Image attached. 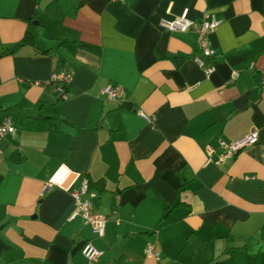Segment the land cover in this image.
<instances>
[{
  "label": "crops",
  "instance_id": "obj_1",
  "mask_svg": "<svg viewBox=\"0 0 264 264\" xmlns=\"http://www.w3.org/2000/svg\"><path fill=\"white\" fill-rule=\"evenodd\" d=\"M185 9L223 20L209 75L195 33L159 27ZM56 71L72 76L66 101ZM263 74L264 0H0V125L15 127L0 141V264H264ZM109 83L124 102L103 99ZM254 130L218 163V140ZM84 177L101 238L69 220Z\"/></svg>",
  "mask_w": 264,
  "mask_h": 264
},
{
  "label": "built area",
  "instance_id": "obj_2",
  "mask_svg": "<svg viewBox=\"0 0 264 264\" xmlns=\"http://www.w3.org/2000/svg\"><path fill=\"white\" fill-rule=\"evenodd\" d=\"M223 23V20L217 18L215 15L206 13L202 20L197 21L189 17V10L185 9L180 16L172 20H162L159 27L170 33H189L193 32L198 36L201 55L194 58L195 62L200 66L206 68V74L213 72L214 66L207 65V60L216 57L217 51L212 46L210 35ZM238 73L234 72V77ZM72 76L65 72H53L49 85L55 90L57 97L61 101H66L70 98L69 88L71 86ZM69 87V88H68ZM261 87L264 90V74L261 79ZM103 99L108 102L122 103L125 100V91L118 85L109 83L101 92ZM142 118L153 123L154 117L146 116L140 113ZM15 127L10 120L5 121L0 125V141L7 135H14ZM258 141V132L247 134L237 141L228 142L224 139L218 140V150H220L218 163L225 162L234 158L240 151L254 145ZM215 149L208 148V154L215 153ZM52 184H45L42 190V195L52 190ZM75 208L71 213L69 220L81 218L85 224L89 225L93 232L98 237H104L106 233V225L109 218L105 215L97 213L94 209V200L98 197L97 193L90 188V180L84 177L80 187L72 193ZM145 254L148 257L160 259V253L155 250L153 245H149ZM82 255L90 262L98 261L103 252L97 249L92 242H86L82 248Z\"/></svg>",
  "mask_w": 264,
  "mask_h": 264
},
{
  "label": "trees",
  "instance_id": "obj_3",
  "mask_svg": "<svg viewBox=\"0 0 264 264\" xmlns=\"http://www.w3.org/2000/svg\"><path fill=\"white\" fill-rule=\"evenodd\" d=\"M32 39H33V36H31L30 34H26V36L24 37L23 42L26 43L27 41H30V40H32ZM68 88H69V87H68ZM91 189H92V187H91ZM216 264H223V263L218 262V263H216Z\"/></svg>",
  "mask_w": 264,
  "mask_h": 264
}]
</instances>
